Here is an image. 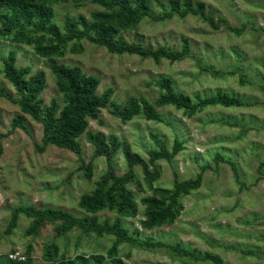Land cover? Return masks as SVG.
<instances>
[{"label":"rangeland","instance_id":"1","mask_svg":"<svg viewBox=\"0 0 264 264\" xmlns=\"http://www.w3.org/2000/svg\"><path fill=\"white\" fill-rule=\"evenodd\" d=\"M159 11L157 0H151ZM167 1V0H161ZM213 9L216 20L224 18L232 28L242 29L241 35L223 24L214 29L199 17L188 15L181 18L156 22L144 20L135 30L126 34L128 42H140L144 46L157 48L168 45L181 49V37L192 41V57L182 61L142 59L135 55H117L106 48L83 42L84 51L72 53L69 45L66 55L57 59L69 65L80 66L86 73L101 79L99 92L112 87L113 99L124 104L131 96L145 97L152 103L160 94V88L150 83L166 77L173 81L176 91L194 99L196 94L209 96L218 91L237 95L250 103L249 107H209L187 116L183 110L173 106L156 107L163 122L147 121L138 115L128 123L103 110L98 120H91L89 129L114 134L131 144L133 150L149 159L148 150L158 148L152 134L161 138L172 150L175 140L184 142L181 151L172 162H157L160 177L155 187L173 189L174 183L197 178L204 166L201 188L184 197V209L174 225L151 231L144 230L140 221L144 219L142 199L152 194L148 188L143 168L135 167L136 179L141 183H129L137 194L140 207L136 218L125 221L131 230L137 229L143 240L151 243L181 245L185 249L211 252L220 256L224 264H264V0H200ZM206 11L209 12V9ZM58 20L62 22L68 12L83 14L87 18L99 7L85 3L80 8L69 4L55 5ZM18 53V66L31 67L32 74L44 71L47 86L42 95L45 104L53 99L63 103L57 79L47 59H43L29 46L12 43L0 38V83L9 88L3 78V58L11 51ZM235 50L241 55L238 61ZM240 64L247 70V83L241 84ZM206 66L213 70L205 71ZM236 71L235 75L230 72ZM18 109L0 97V254L16 250V258L27 260L28 245L32 246L29 264H47L43 258L48 244L56 242L60 253L68 258L78 254L90 256L103 254L112 247L116 238L104 235H86L74 229L64 237H58L55 225L48 223L39 236H25L32 219L22 215L12 234H6L13 208L32 205L36 208H52L68 211L75 216L84 215L78 206L85 193H91L96 181L108 171L105 157H95V149L84 135L81 137L83 159L68 150L48 146L44 152L37 149L43 145V130L40 124L28 117V130L12 127ZM223 158V161L217 157ZM217 159V160H216ZM219 160V161H218ZM93 164V177L89 179L83 169ZM231 163L237 167V174ZM118 174L123 176L129 168L121 151L112 160ZM238 177V179H237ZM117 215L111 212L99 214L100 222H114ZM248 247H258L254 254L246 252ZM120 256L129 264H214L196 261L180 255L165 246L145 247L124 242L120 245ZM252 249V248H251ZM129 255V257H128Z\"/></svg>","mask_w":264,"mask_h":264},{"label":"trees","instance_id":"2","mask_svg":"<svg viewBox=\"0 0 264 264\" xmlns=\"http://www.w3.org/2000/svg\"><path fill=\"white\" fill-rule=\"evenodd\" d=\"M85 3L96 5L99 9L92 11L89 18L83 14L73 15L68 12L62 22L58 20L55 5L69 4L78 9ZM155 3L159 11L154 9L151 0H0V38H8L12 43L32 47L37 56L47 59L57 79L58 90L63 96V103L53 99L50 104H45L42 95L48 83L46 73L42 70L32 74L31 67L18 66V53L11 50L3 58L1 70L9 88L0 83V97L11 102L19 110L13 118L12 131L17 128L28 130L29 117L42 126L43 145L37 147L39 151L44 152L50 145L68 150L78 155L82 165H85V161L81 137L85 135L95 149V157H105L109 166L108 171L96 181L95 189L81 196L78 206L84 211L82 216H75L62 209L36 208L32 205L13 208L6 234L13 233L20 217L24 215L32 219L30 227L25 230L27 237L39 236L41 230L48 223H52L58 237H64L74 229H80L86 235L98 237L107 235L116 238L105 255L78 254L74 258H68L66 253H60L56 242L48 244L43 253L47 264H129L120 256L119 247L124 242L150 248L165 246L196 261L224 264L220 256L211 252L200 253L197 250L185 249L179 244L172 246L159 242L151 243L149 237L143 240L139 237V230H131L125 222L129 218H136L140 210L137 194L129 187V183L133 182L139 190L142 188L136 179V166L143 168L146 184L152 191L151 195L142 199L144 219L140 221V225L147 231L175 224L184 209V197L201 188L203 173L209 167L204 166L195 179L176 180L173 189L155 187L154 182L160 177L157 162L161 160L172 162L184 150V142L175 140L174 147L170 150L161 138L152 134L159 147L148 150L149 159L146 160L135 152L126 140H121L114 134L106 135L101 131H91L90 121L98 120L102 111L111 107L110 113L123 123L132 121L138 115H143L147 121L163 122V117L156 107L173 106L191 117L209 107H249L259 102L250 103L237 95L222 91L209 96L196 94L193 99L183 92L176 91L173 81L163 77L150 83V86L156 85L160 88L159 97L155 102L152 103L145 97L131 96L124 104H118L113 99L114 88L99 92L101 79L98 76L86 73L80 66L57 61L66 55L70 44L72 53L83 52L84 41L104 47L113 54L150 58L155 63H161L162 60L174 63L192 57V41L185 36L181 37L182 47L179 50L168 45L152 48L140 42H128L126 34L135 30L146 19L162 22L173 19L176 15L181 18L192 15L199 17L203 23L214 29H221L225 24L237 36L243 32L242 29L232 28L224 18L216 20L212 14L213 9L204 1L157 0ZM207 7L209 12L206 11ZM234 55L239 61L241 55L236 50ZM237 68L242 73L241 84L247 83V70L240 64H237ZM204 70L221 73L213 66H206ZM235 73L236 71L230 72L232 75ZM262 88L264 89V85ZM119 151L124 155L129 168L128 173L123 176H118L112 164ZM2 153L3 148L0 147V157ZM217 159L223 161L221 156ZM231 165L238 175L236 165L233 163ZM261 166L264 167V163ZM83 169L85 175L92 179L93 164L90 163ZM261 170L259 168L258 171L261 172L260 179H263ZM103 212L115 213L117 217L113 223L110 220L100 222L99 214ZM248 249L246 253L249 255L260 250L258 247ZM16 252L12 250L10 255H15ZM31 252L32 246L28 245L27 260L0 254V264H29Z\"/></svg>","mask_w":264,"mask_h":264},{"label":"built area","instance_id":"3","mask_svg":"<svg viewBox=\"0 0 264 264\" xmlns=\"http://www.w3.org/2000/svg\"><path fill=\"white\" fill-rule=\"evenodd\" d=\"M11 258H16L15 256H13L12 254H11V256H10Z\"/></svg>","mask_w":264,"mask_h":264}]
</instances>
